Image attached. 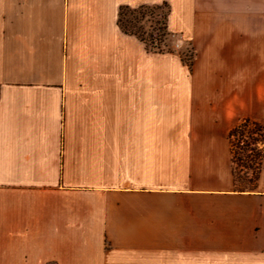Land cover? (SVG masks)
Segmentation results:
<instances>
[{"label": "crops", "instance_id": "crops-1", "mask_svg": "<svg viewBox=\"0 0 264 264\" xmlns=\"http://www.w3.org/2000/svg\"><path fill=\"white\" fill-rule=\"evenodd\" d=\"M163 3L190 69L118 26ZM244 122L264 128V0H0V264H264Z\"/></svg>", "mask_w": 264, "mask_h": 264}, {"label": "trees", "instance_id": "trees-1", "mask_svg": "<svg viewBox=\"0 0 264 264\" xmlns=\"http://www.w3.org/2000/svg\"><path fill=\"white\" fill-rule=\"evenodd\" d=\"M164 10L159 14L158 11ZM168 4L140 6L135 9L121 7L118 26L125 35L133 36L144 44L146 51L156 54H176L190 69L194 59L191 43L182 41L179 36L168 31ZM127 16V19L125 17ZM177 38L186 45L185 52H176L170 49L172 39Z\"/></svg>", "mask_w": 264, "mask_h": 264}, {"label": "rangeland", "instance_id": "rangeland-1", "mask_svg": "<svg viewBox=\"0 0 264 264\" xmlns=\"http://www.w3.org/2000/svg\"><path fill=\"white\" fill-rule=\"evenodd\" d=\"M163 12L158 11L159 14ZM186 48L179 39H172L171 50L185 52ZM230 146L238 186L251 183L264 160V128L248 122L238 125L230 135Z\"/></svg>", "mask_w": 264, "mask_h": 264}]
</instances>
